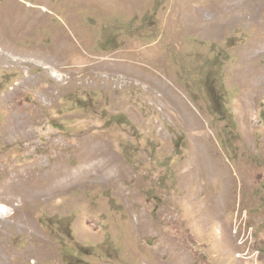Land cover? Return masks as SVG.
Listing matches in <instances>:
<instances>
[{
    "label": "rangeland",
    "instance_id": "1",
    "mask_svg": "<svg viewBox=\"0 0 264 264\" xmlns=\"http://www.w3.org/2000/svg\"><path fill=\"white\" fill-rule=\"evenodd\" d=\"M224 3L0 0L24 59H0V188L16 170L82 175L90 145L121 163L0 197V264H264V28L247 11L225 23Z\"/></svg>",
    "mask_w": 264,
    "mask_h": 264
},
{
    "label": "bare ground",
    "instance_id": "2",
    "mask_svg": "<svg viewBox=\"0 0 264 264\" xmlns=\"http://www.w3.org/2000/svg\"><path fill=\"white\" fill-rule=\"evenodd\" d=\"M218 3H219V1H218ZM215 5H218V4H215ZM219 6H221V5H219ZM222 6H224L222 9L224 10L223 13H225V14H223L222 18L225 21V23L239 22L244 16V11H247L248 12L247 14L249 15L248 18L255 20V21H260V25L264 28L263 10H262L261 5H259L258 0H225L224 5H222ZM216 7H218V6H216ZM211 9H212V7H211ZM216 9L220 10L219 8H216ZM11 13H13V11ZM8 14H9V12H8ZM35 14H36L35 15L36 19L38 20L43 16L44 12L43 11H36ZM9 15H11V14H9ZM220 21H221V16H220V18L217 17L215 19L210 20V22L206 25H209L208 27H212L214 30H217V29L219 30L220 26L223 25ZM15 23H16L14 26L15 28L21 29V27H23L22 21L17 20V21H15ZM204 25L205 24H203V26ZM6 45L7 44L4 43V40L2 38V34L0 33V48H1L0 49V59H2L4 61H8L9 63H12V62L21 63L22 61L24 62V59L22 57H20V56L14 57L13 56L17 52L16 50L15 51L11 50V51H9V53H7L6 52ZM57 59H59V58H57ZM60 62H61V60H60ZM90 65H91V71L93 73H95V71L100 68V62H97L96 59H94ZM108 68H111V67H108ZM167 74H166V76H167ZM107 77L111 78L112 76L108 75ZM166 85H168V81H167ZM171 89L172 90L169 93H171V95L173 94L174 98L177 99V101H180L182 98H179V95L177 94L176 89L175 88H171ZM47 93L49 95H52L53 91L47 90ZM8 101H10L12 103V107L15 108L14 112L10 116L9 128L16 131V132H19L20 130H22V132L24 133V135H22V136L25 138L31 139V137H32L31 131H29L30 129H28L29 123L31 122L30 117L25 115V114H21L18 111V109L16 108L15 101L10 100V99H8ZM184 105H185V103H184ZM191 121H192V123H195L197 120H196V118L192 117ZM84 163H86V165H83V171L84 172L82 173V175H80L78 172H75L72 170L62 171L61 173L56 172L55 174L50 173L48 175L47 174L36 175L33 171H28L27 174H24L23 172L16 170L14 173L9 174L8 183L5 184L4 187L0 188V197L5 196V199L8 202H14V200L16 199V196L20 190L25 189V188L28 190H32L36 186L45 187L46 183H48V188L45 190V194H47V195L61 194V193L65 192L73 183L80 182L82 179L81 177H86V176H94L95 177V176H97L99 178V176H100V177L106 178V180L107 179L109 180L110 178H114L117 174V171H120V169H121V163L119 162L118 157L116 155L110 153L108 148H106L105 146H102V145L101 146L100 145L87 146L83 150V164ZM19 209H20L19 207H14L13 212L16 213L19 211ZM1 212L6 214V215H9L11 213V211H8V209L6 211V209L3 205H0V214L2 215Z\"/></svg>",
    "mask_w": 264,
    "mask_h": 264
}]
</instances>
